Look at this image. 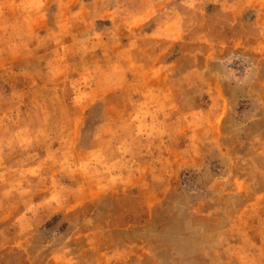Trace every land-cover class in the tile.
Instances as JSON below:
<instances>
[{"label": "rangeland", "instance_id": "1", "mask_svg": "<svg viewBox=\"0 0 264 264\" xmlns=\"http://www.w3.org/2000/svg\"><path fill=\"white\" fill-rule=\"evenodd\" d=\"M0 264H264V0H0Z\"/></svg>", "mask_w": 264, "mask_h": 264}]
</instances>
